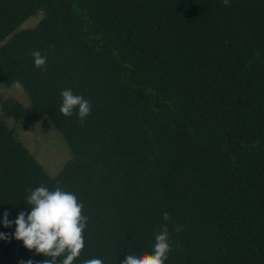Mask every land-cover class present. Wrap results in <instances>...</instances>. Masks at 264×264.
<instances>
[{
  "label": "trees",
  "instance_id": "trees-1",
  "mask_svg": "<svg viewBox=\"0 0 264 264\" xmlns=\"http://www.w3.org/2000/svg\"><path fill=\"white\" fill-rule=\"evenodd\" d=\"M14 83L30 110L1 102L0 264L45 259L3 226L42 184L84 205L74 264L150 253L165 223L166 264H264V0H0V85ZM64 89L90 100L83 123L60 112ZM43 115L72 155L54 177L1 119Z\"/></svg>",
  "mask_w": 264,
  "mask_h": 264
},
{
  "label": "clouds",
  "instance_id": "clouds-1",
  "mask_svg": "<svg viewBox=\"0 0 264 264\" xmlns=\"http://www.w3.org/2000/svg\"><path fill=\"white\" fill-rule=\"evenodd\" d=\"M226 6H230V0H223ZM34 66L41 70H47L46 54L39 50L31 53ZM62 104L60 112L71 117L77 115L80 122L91 114L92 104L83 95L75 94L71 89L61 91ZM26 197V205L31 211H21L13 221L8 217L10 213L3 214V226L10 228L15 225L12 234L29 251L37 255L42 254L45 259L42 264H74L85 248L84 232L88 226V216L83 214L84 205L79 201L75 193L64 190L57 184L54 190L45 185L29 189ZM163 221L172 220L169 213L165 212ZM183 225H176V231H183ZM9 236L0 232V240H7ZM174 251L171 243V234L167 223L155 235V243L150 253L129 254L121 264H166L169 253ZM59 258V259H58ZM25 264V262H21ZM26 264H33L28 260ZM83 264H104L101 258L85 259Z\"/></svg>",
  "mask_w": 264,
  "mask_h": 264
},
{
  "label": "rangeland",
  "instance_id": "rangeland-1",
  "mask_svg": "<svg viewBox=\"0 0 264 264\" xmlns=\"http://www.w3.org/2000/svg\"><path fill=\"white\" fill-rule=\"evenodd\" d=\"M42 19L43 14L38 12L27 19L16 32L34 29ZM9 99L19 102L25 111L30 110L28 97L19 83H14L10 87L0 85V115L1 102ZM1 119L49 176H56L71 162L72 155L65 140L48 117L43 115L36 123L27 127L14 122L13 119L3 117Z\"/></svg>",
  "mask_w": 264,
  "mask_h": 264
}]
</instances>
